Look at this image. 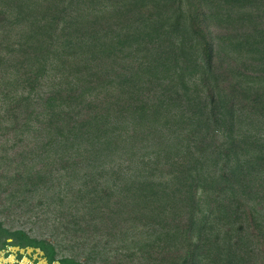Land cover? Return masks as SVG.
I'll return each instance as SVG.
<instances>
[{
    "label": "trees",
    "instance_id": "1",
    "mask_svg": "<svg viewBox=\"0 0 264 264\" xmlns=\"http://www.w3.org/2000/svg\"><path fill=\"white\" fill-rule=\"evenodd\" d=\"M1 138L0 195L65 231L127 215L182 232L176 264H264V0H0Z\"/></svg>",
    "mask_w": 264,
    "mask_h": 264
},
{
    "label": "rangeland",
    "instance_id": "2",
    "mask_svg": "<svg viewBox=\"0 0 264 264\" xmlns=\"http://www.w3.org/2000/svg\"><path fill=\"white\" fill-rule=\"evenodd\" d=\"M13 139L1 138L0 145L7 148ZM24 142L29 153L27 159L20 164L21 168L38 166L41 163L38 157L40 152L37 147L38 139L27 136ZM8 154H4L0 149V166L10 165L8 168L13 169L15 164L8 162L11 156ZM125 156L122 152L111 151L105 158V165L102 168L98 167L97 171L92 170L93 177L110 184L118 176H123V172L131 173L133 169L129 170L130 163L124 160ZM81 173L80 171L76 175L70 172L66 179L71 185L78 186L83 182ZM90 189L91 185H88L87 190ZM2 196L0 195L2 225L8 229L24 230L38 239H48L55 247L56 258L70 256L79 260L81 264H176L179 254L185 247L182 232L178 231L176 236L170 239L165 237L171 235L173 231L172 228L165 226V222L157 224L145 219H129V216L124 215L123 220L103 222L97 224L94 230L74 233L65 231L58 224L55 225L50 219V214H43L37 210L34 201L26 204L9 202ZM246 263L260 264L256 256H252Z\"/></svg>",
    "mask_w": 264,
    "mask_h": 264
},
{
    "label": "flooded vegetation",
    "instance_id": "3",
    "mask_svg": "<svg viewBox=\"0 0 264 264\" xmlns=\"http://www.w3.org/2000/svg\"><path fill=\"white\" fill-rule=\"evenodd\" d=\"M0 226V264H68L64 257H55L47 243L40 239Z\"/></svg>",
    "mask_w": 264,
    "mask_h": 264
}]
</instances>
